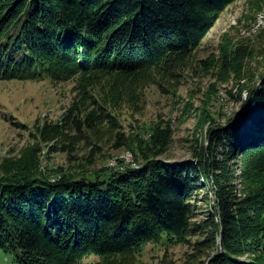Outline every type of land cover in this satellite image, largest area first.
Listing matches in <instances>:
<instances>
[{
  "label": "trees",
  "instance_id": "obj_1",
  "mask_svg": "<svg viewBox=\"0 0 264 264\" xmlns=\"http://www.w3.org/2000/svg\"><path fill=\"white\" fill-rule=\"evenodd\" d=\"M235 1L0 0V81L75 80L80 99L93 100L101 90L118 113L128 104L139 110L141 89L152 84L176 96L181 68L192 67L198 74L218 67L224 81L234 74L238 98L246 90L249 96L227 126L209 131V150L203 148L195 160L166 161L145 154L137 168L123 162L79 176L63 172L54 181L39 165L10 174L4 169V259L10 264H80L95 256L89 264H139L135 259L145 245L184 243L194 225L204 235L196 246L204 255L199 264H264V42L250 46L253 50L221 45L222 59L215 65L193 56ZM252 54L260 62L248 66ZM77 103L70 115L80 111ZM97 114L73 116L72 128L96 131L102 119ZM206 119L215 120L211 108L199 126ZM163 124L151 128L160 131H152L153 141L167 134ZM128 141L124 132H115L112 148L128 146ZM219 145L228 146L221 160L214 158ZM99 149L95 144L91 157ZM232 155L236 161L229 164ZM237 167L239 188L234 184ZM203 184L214 191V200L196 223L191 200Z\"/></svg>",
  "mask_w": 264,
  "mask_h": 264
},
{
  "label": "rangeland",
  "instance_id": "obj_2",
  "mask_svg": "<svg viewBox=\"0 0 264 264\" xmlns=\"http://www.w3.org/2000/svg\"><path fill=\"white\" fill-rule=\"evenodd\" d=\"M260 13L264 14V0L233 2L221 13L200 45L194 49L195 59H209L215 65L222 59L221 45L229 44L231 47L238 46L243 49L264 42V25L255 30L251 29L255 17ZM253 56L252 54L246 59L248 66L259 64L260 61ZM258 68L260 71L262 67ZM211 70H201L197 74L192 67L181 68L176 96L152 84L141 89L143 94L142 102L139 101V110L135 111L128 104L118 113L113 106V110L111 109L101 90L95 91V98L91 95L93 100L80 99L79 89H76L78 83L75 80L60 84L48 80L0 81V178L4 176V169L10 174L21 168L33 169L37 165L44 173L51 172L52 181L59 179L63 172L79 176L100 168L121 167L123 162L137 168L143 163L145 154L166 161L195 160L196 153L205 151L203 148L208 149L210 146L209 131L214 127L227 126V119L240 111L245 99L244 96L241 99L237 97L238 82H235L233 73L224 76V81L217 72L218 67ZM245 81L246 78L241 83ZM76 101L82 107L80 111L75 109L70 115ZM210 108L214 112L215 120L206 119L199 126V120L203 114L210 112ZM94 110L102 117L97 130L91 132L83 129L76 132L71 126V118L77 115L81 119ZM162 121L165 122L163 127L168 130L167 134L164 139L157 138L153 141L152 131H160L157 127L151 128ZM57 126L62 131L56 133L52 127ZM118 131L126 134L129 144L115 150L112 148V140L114 133ZM134 135H138L136 140ZM223 143L227 145V142ZM95 144L100 149L91 157V148ZM63 146L66 151L61 150ZM34 147L39 152H35ZM227 150L228 146H217L214 158L223 159L221 153ZM235 161L233 155L228 158L229 164ZM135 163L138 165H134ZM234 167L235 165L231 169ZM238 169L239 167L235 170L234 178L237 188L240 187ZM213 200L214 191L209 185L203 184L191 200L194 207L192 222L200 223L204 219ZM219 238L220 236L217 239L218 245L221 243ZM203 239L204 235L192 225L186 242L168 248L148 243L142 254L136 256L135 263L199 264L204 255L197 253L196 246ZM97 259L98 257L89 256L80 264H89ZM10 262L11 260L4 259L0 253V264Z\"/></svg>",
  "mask_w": 264,
  "mask_h": 264
},
{
  "label": "built area",
  "instance_id": "obj_3",
  "mask_svg": "<svg viewBox=\"0 0 264 264\" xmlns=\"http://www.w3.org/2000/svg\"><path fill=\"white\" fill-rule=\"evenodd\" d=\"M262 25H264V14H259L256 17V19L253 21L251 29L255 30V29L259 28ZM134 165H138V164L135 163Z\"/></svg>",
  "mask_w": 264,
  "mask_h": 264
},
{
  "label": "water",
  "instance_id": "obj_4",
  "mask_svg": "<svg viewBox=\"0 0 264 264\" xmlns=\"http://www.w3.org/2000/svg\"><path fill=\"white\" fill-rule=\"evenodd\" d=\"M244 94H245V95H242V97L244 96V97H245L244 100H248L249 96L247 95V91H246V93H244Z\"/></svg>",
  "mask_w": 264,
  "mask_h": 264
},
{
  "label": "bare ground",
  "instance_id": "obj_5",
  "mask_svg": "<svg viewBox=\"0 0 264 264\" xmlns=\"http://www.w3.org/2000/svg\"><path fill=\"white\" fill-rule=\"evenodd\" d=\"M260 14H261V13H260ZM258 15H259V14H258ZM258 15H257V16H258ZM257 16H256V17H257ZM256 17H255V19H256Z\"/></svg>",
  "mask_w": 264,
  "mask_h": 264
}]
</instances>
